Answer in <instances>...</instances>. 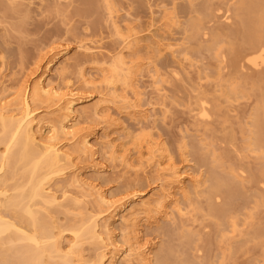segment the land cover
<instances>
[{
	"label": "bare ground",
	"instance_id": "6f19581e",
	"mask_svg": "<svg viewBox=\"0 0 264 264\" xmlns=\"http://www.w3.org/2000/svg\"><path fill=\"white\" fill-rule=\"evenodd\" d=\"M103 1L114 18L112 0ZM249 1L240 0L239 4L255 6L254 0ZM235 14L238 15V5ZM232 15L227 9L224 20L230 21ZM257 24L264 26V20ZM241 25L242 37H248L249 46L241 52L240 66L259 68L264 65V40L255 31V23L253 27L244 22ZM113 26L118 37L114 52L105 53L103 48L86 42L54 46L11 98H1L0 207L4 210L0 209V264H164L161 251H155V241L146 235L145 228L151 234L162 221L174 222V213L185 217L184 202L191 198V192H201L206 180L210 182L209 197L224 195L228 204L241 191L237 185L239 174L215 171L218 158L213 156L209 161L211 170L204 179L203 170L194 168L186 151L179 162L161 141L143 132L136 137L137 162L144 171L154 168L155 178L148 177L143 190L130 184L110 191L102 185L109 158L127 165L133 163L131 149L123 154L117 152L108 126L124 129L123 116L139 123L147 121L149 111L157 105L153 98L146 106L142 104L138 82L141 65L129 59L141 46V35L131 24L121 27L113 19ZM188 28L193 36L199 32L208 36L201 20L189 21ZM166 48L173 54L177 51L170 42ZM206 48L221 63L226 61L228 55L222 50L218 34L212 35ZM74 50L80 54L71 62ZM86 60L104 72L101 81L106 90L98 89L95 80L85 75ZM148 64L155 89L161 92L157 67L152 69L151 62ZM70 67L80 73L81 84L65 78ZM224 94L239 97L242 91L231 82ZM112 108L116 109L115 116L110 113ZM198 117L212 118L206 96L199 97ZM247 126L243 137L246 150L264 153V93L253 106ZM99 130H103L104 137L97 135ZM202 160L206 163L208 159ZM240 172L245 173L243 169ZM88 173L94 177L89 179ZM56 180L64 181L62 188H52ZM209 208L219 217V224L228 219L236 229L230 208ZM60 212L73 213L78 218L61 224L54 215ZM86 245L92 247L91 252H85ZM220 264H225L224 257Z\"/></svg>",
	"mask_w": 264,
	"mask_h": 264
},
{
	"label": "rangeland",
	"instance_id": "374dc122",
	"mask_svg": "<svg viewBox=\"0 0 264 264\" xmlns=\"http://www.w3.org/2000/svg\"><path fill=\"white\" fill-rule=\"evenodd\" d=\"M254 1L255 6L248 7L249 3L240 5V0H112L113 18L103 0H0V101L4 96H13L54 46L86 42L103 48L105 53L114 52L118 37L114 34L113 19L121 27L131 24L141 35V46L129 59L141 65L138 82L142 104L146 106L153 98L157 105L149 111L147 121L139 123L123 116L124 129L108 126L117 152L123 154L131 149L133 163L127 165L120 159L109 158L102 182L105 188L119 191L132 184L143 190L147 178H155L154 168L144 171L137 162L136 137L142 132L151 133L161 141L179 162L186 151L195 163L194 168L203 170L204 179L211 170L209 161L213 156L219 159L216 172L239 174L241 180L237 185L241 191L230 204L224 195L209 197L210 182L206 180L202 191L191 192V198L184 202L185 217L174 213L175 221H162L156 232L149 234V228L144 229L155 241V251H161L164 264H220L223 257L225 264H264V153L246 150L243 140L250 112L264 93V65L240 66L241 52L249 46L248 37H242L241 22L252 27L255 23V31L264 40V26L257 24L264 20V0ZM227 9L233 12L230 21L224 20ZM193 19L201 20L208 36L201 32L193 36L188 28ZM213 34L219 35L222 50L228 55L224 63L206 48ZM169 42L177 48L174 54L166 48ZM158 49L162 51L158 53ZM78 54L73 51L71 62ZM86 61L83 62L85 75L95 80L98 89L106 90L101 81L104 72ZM149 62L152 69L157 67L161 92L152 82ZM65 78L81 84L82 77L76 67H70ZM231 82L242 95L228 98L224 94ZM200 96H206L211 103L209 120L198 117ZM110 113L115 116L116 109L112 108ZM97 135L104 137L103 130ZM203 157L208 159L206 163ZM87 177L92 179L94 175L88 173ZM63 185V180H56L52 188ZM210 206L230 208L236 229H232L228 219L219 224V217ZM54 215L61 224L78 218L73 213ZM259 233L261 238L257 237ZM85 249L86 253L92 251L89 245Z\"/></svg>",
	"mask_w": 264,
	"mask_h": 264
}]
</instances>
